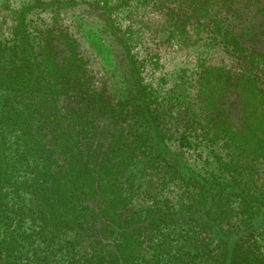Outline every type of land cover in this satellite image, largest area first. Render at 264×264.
I'll return each mask as SVG.
<instances>
[{"label":"trees","instance_id":"16d2710c","mask_svg":"<svg viewBox=\"0 0 264 264\" xmlns=\"http://www.w3.org/2000/svg\"><path fill=\"white\" fill-rule=\"evenodd\" d=\"M128 1L105 5L102 14L127 53L128 43L109 15ZM212 3L209 17L217 18L221 43L239 69L206 66L198 95L202 127L229 149L219 164L229 180L192 182L179 208L155 199L142 212L132 206L136 179L160 160L140 127L158 128V118L145 102L128 111L130 102H114L98 90L66 33L49 29L34 46L26 14L46 2L34 0L20 11L9 61L0 44V264H141L144 238L168 226L186 227L175 244L161 245L157 264L258 263L255 235L264 228V0ZM198 10L208 15L202 2ZM144 96L150 93L138 94ZM7 131L18 132L20 160H38L27 182L14 179ZM7 189L30 193L21 219L6 213ZM26 217L34 228H23Z\"/></svg>","mask_w":264,"mask_h":264},{"label":"rangeland","instance_id":"374dc122","mask_svg":"<svg viewBox=\"0 0 264 264\" xmlns=\"http://www.w3.org/2000/svg\"><path fill=\"white\" fill-rule=\"evenodd\" d=\"M33 1L0 0V44L6 48V61L10 48L18 42L19 13ZM41 1L47 5L26 14L34 46H40L41 34L49 29L66 33L86 60L98 90L104 89L114 102H130L128 111L137 103H146L149 113L159 120V129L147 124L140 127L149 135L148 149L159 156L160 164L143 177L138 175L139 190L132 201L135 211L142 212L155 199L179 208L192 192L195 181L228 182L229 177L221 172L219 164L228 159L229 149L202 127L205 110L198 95L199 78L206 66L230 72L239 69L238 60L228 55L221 43V31L214 24L216 17H209L216 8L212 0L128 1L109 16L127 41L129 53L102 19L104 6L121 0ZM199 2L208 8V15L199 13ZM142 90L150 93V97L139 98ZM18 136L17 131H7L5 140L9 159L15 161L14 179L24 183L34 175L38 160L18 158L21 149ZM7 192L6 213L21 219L20 210L29 204L30 193L9 189ZM232 204L236 207L238 201ZM22 222L23 228L36 226L28 217ZM185 227L168 226L144 238L140 263L157 264L163 257L161 245L175 244L173 241ZM255 240L259 246L257 264H264V228L258 231ZM28 244L23 241V246Z\"/></svg>","mask_w":264,"mask_h":264}]
</instances>
